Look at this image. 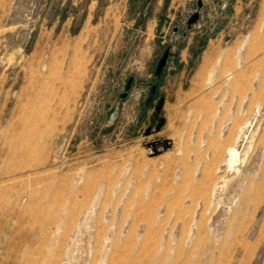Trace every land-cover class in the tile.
I'll return each instance as SVG.
<instances>
[{
    "label": "rangeland",
    "instance_id": "1",
    "mask_svg": "<svg viewBox=\"0 0 264 264\" xmlns=\"http://www.w3.org/2000/svg\"><path fill=\"white\" fill-rule=\"evenodd\" d=\"M0 264H264V0H0Z\"/></svg>",
    "mask_w": 264,
    "mask_h": 264
},
{
    "label": "bare ground",
    "instance_id": "2",
    "mask_svg": "<svg viewBox=\"0 0 264 264\" xmlns=\"http://www.w3.org/2000/svg\"><path fill=\"white\" fill-rule=\"evenodd\" d=\"M228 76V75H227ZM237 136V135H236ZM238 137V136H237ZM233 138V137H232ZM239 139H240V137H238ZM229 139V138H228ZM235 139V138H234ZM232 140V139H231ZM237 140V139H236ZM241 140V139H240ZM234 142H230V143H228L227 145H226V147H225V154L222 156L221 155V157H223L222 158V160H221V163L222 164H216L215 165V169H214V171L212 170V175L210 174V172H208L207 171V169H205L204 168V170H203V172H202V177H204V180L206 179L205 177H207V178H209V179H212L213 178V176L215 175V173H219V172H221V171H223V169H222V166H225V168H227V171L228 170H232V169H234L233 167H234V164H235V162H236V160H237V158H238V154H239V152H238V147H239V145H237V143L235 142V140H233ZM241 144V143H240ZM219 163V162H218ZM225 171H226V169H225ZM237 171V170H236ZM232 172H234V171H232ZM227 173V172H226ZM230 173V172H229ZM214 179V181H215V178H213ZM217 181V180H216ZM240 182H241V180L240 181H238V182H236V184L237 185H240ZM207 183V182H206ZM205 183V184H206ZM212 183V182H211ZM219 184H220V182H218ZM218 183L217 182H215L214 184H213V187H212V185H211V187H210V190H211V194H215V192H216V190L217 191H219L218 189H217V185H218ZM218 188H220L219 187V185H218ZM206 191H207V189H206ZM210 196V195H209Z\"/></svg>",
    "mask_w": 264,
    "mask_h": 264
},
{
    "label": "built area",
    "instance_id": "3",
    "mask_svg": "<svg viewBox=\"0 0 264 264\" xmlns=\"http://www.w3.org/2000/svg\"><path fill=\"white\" fill-rule=\"evenodd\" d=\"M163 149H164V145L161 144V145H157L155 147L154 146H150L148 150L150 152H153V151H161Z\"/></svg>",
    "mask_w": 264,
    "mask_h": 264
},
{
    "label": "water",
    "instance_id": "4",
    "mask_svg": "<svg viewBox=\"0 0 264 264\" xmlns=\"http://www.w3.org/2000/svg\"><path fill=\"white\" fill-rule=\"evenodd\" d=\"M164 60H165V56L160 60V63H159L158 68H157V72H159V70L161 69V67L164 63Z\"/></svg>",
    "mask_w": 264,
    "mask_h": 264
}]
</instances>
